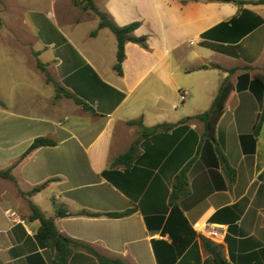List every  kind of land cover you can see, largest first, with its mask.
Returning a JSON list of instances; mask_svg holds the SVG:
<instances>
[{
	"label": "crops",
	"instance_id": "0c3cea01",
	"mask_svg": "<svg viewBox=\"0 0 264 264\" xmlns=\"http://www.w3.org/2000/svg\"><path fill=\"white\" fill-rule=\"evenodd\" d=\"M239 1L245 4L94 0L117 26L139 23L132 35L146 38L145 47L125 44L120 75L117 39L95 15L72 0H64L65 10L77 13L70 18L58 17L56 0H16L18 18L0 22V171L37 138L56 145L17 164L14 181L0 179V264H55L56 251L38 237L30 204L54 221L60 236L128 264H215L202 234L208 224L226 226L225 239L211 244L229 264H264V90L255 83L264 74V4ZM231 20L242 33L262 23L235 41L218 28ZM37 62L93 112L73 98H56ZM226 79L234 90L216 141L204 140L202 123L184 122L210 109ZM139 120L146 128H175L142 140L131 168H111L138 138L129 123ZM188 139L189 152H178ZM217 149L235 170L234 182ZM187 160L188 193L172 205L175 177ZM59 208L67 216L58 217ZM130 209L123 218L80 215ZM69 264L98 262L74 249Z\"/></svg>",
	"mask_w": 264,
	"mask_h": 264
},
{
	"label": "trees",
	"instance_id": "16d2710c",
	"mask_svg": "<svg viewBox=\"0 0 264 264\" xmlns=\"http://www.w3.org/2000/svg\"><path fill=\"white\" fill-rule=\"evenodd\" d=\"M83 5V9L85 11H89L93 15H95L99 19V28H107L113 32L117 39V45H118V51H117V63L115 65V70L118 74H122L121 65L125 57V44L127 42H133L140 44L145 47L146 38H136L132 35V33L139 27V23H132L130 25L119 27L117 26L106 13L101 12L95 5L93 0H81ZM183 3L187 2H222V3H233L236 5H239L240 7L244 5L245 3L239 0H182ZM258 4H264V0L256 3ZM262 23L261 20L253 21L247 29L243 30L240 29L237 25V21L231 20L229 23H223L218 26V28H226L230 30L231 34L229 37L231 39L238 41L240 38L245 35L244 33H248V31H252L256 27H258ZM93 36L95 33L92 34ZM204 37H207L208 34H204ZM38 67L40 70H43L45 72V66L39 62H37ZM208 65H203L200 67V69H207ZM219 68L218 66H211ZM220 69V68H219ZM236 72V69H232L229 71V74H233ZM47 82L53 83L55 91H56V98H59L61 96H65L67 98H73L74 101L77 104H80L83 106V109L87 112H93L92 108H90L88 105L82 103V101L74 98L70 94L66 93L58 84L54 83L48 76H47ZM255 83L261 86V89L264 90V74L258 75L255 77ZM234 90V86L230 83L228 79H226L223 84L221 85L218 94L214 98L212 105L210 109L202 114H199L193 118H188L185 120L184 124H188L192 120H197L204 126V133L202 138L204 140L216 141V126L218 124V121L220 120L224 109L226 107L227 101L231 95V93ZM263 121L262 118L259 120V124L257 126V129H259L260 123ZM129 125L136 126L139 129V136L138 138L132 143L129 150L124 153L123 155L116 158L113 163L111 164V168H116L118 166H124L125 168L129 169L132 167L133 163L135 162L138 151H139V145L142 140H145L149 137L159 135V134H166L170 131H172L175 127L172 125H158L153 128H146L143 126L142 121H135L130 122ZM192 137L194 136V133L191 132L190 134ZM191 140H184V142L180 145V149H178V152H181L184 150L185 154L189 152V148L187 147L188 143ZM56 142H54L51 139L48 138H37L34 140L32 145L29 147V149L21 156V158L15 162L11 167H9L6 170L0 171V179L14 181V178L12 176V170L13 168L19 164L22 160H24L30 153L35 151L38 148L41 147H50L55 146ZM182 146V147H181ZM221 162L224 164L225 172L230 180V182L235 181V170L229 167L227 160L221 153L219 149H217ZM185 159H188V156H186ZM188 161V160H187ZM192 160H189L186 163V166L176 175L175 182L173 185V192L171 195L170 203L174 205L176 201L181 197L185 196L188 193V180H187V170L191 164ZM47 184H43L37 188H34L30 194L37 193L41 191ZM30 209L32 211L31 219L32 220H39L40 221V228L38 230V237L44 241L47 242L50 246H52L56 251V256L54 263L55 264H69V258L73 253L74 249H82L85 250L87 253L93 255L96 257L98 264H128L125 261H123L120 258L117 257H107L100 253H98L95 249H93L91 246L74 241L68 238H64L60 236L59 232L57 231L54 221L52 219L46 218L42 212L39 210L38 207H36L33 204H30ZM133 209L127 210L125 212L121 213H107V214H96L91 213L88 211H83L80 213V215L87 216V217H99V216H107L110 218H123L133 213ZM58 217H65L67 216L66 209L59 208L57 211ZM206 249L208 252L213 256L215 264H229L222 256L221 252L213 246L211 243H208L206 245Z\"/></svg>",
	"mask_w": 264,
	"mask_h": 264
},
{
	"label": "rangeland",
	"instance_id": "374dc122",
	"mask_svg": "<svg viewBox=\"0 0 264 264\" xmlns=\"http://www.w3.org/2000/svg\"><path fill=\"white\" fill-rule=\"evenodd\" d=\"M81 2H82L81 0H72V4L76 7H78L82 12L90 13L89 11H85L83 9L84 4H82ZM56 3H57L56 14L58 15V17L65 16L66 18H70L72 16L73 17L77 16L76 11H66L65 10L66 8L64 7V0H56ZM2 5H4V7ZM2 5H0V22L2 19V20H6L8 23H10L11 20L18 18V12L15 11V9L17 8L16 7V0H6V1L2 2ZM9 52L12 54L13 51L10 49ZM36 65L38 66L37 63H36ZM41 71L45 74L46 81H47V76L52 80V78L48 74L46 68H45V72L43 70H41Z\"/></svg>",
	"mask_w": 264,
	"mask_h": 264
},
{
	"label": "built area",
	"instance_id": "2783aa9c",
	"mask_svg": "<svg viewBox=\"0 0 264 264\" xmlns=\"http://www.w3.org/2000/svg\"><path fill=\"white\" fill-rule=\"evenodd\" d=\"M187 97V94L183 92L181 94V99L184 101ZM12 217H16L15 214H11ZM202 234L206 237L208 241L213 244L221 243L226 235H227V228L226 226L216 225V224H208L203 228Z\"/></svg>",
	"mask_w": 264,
	"mask_h": 264
}]
</instances>
